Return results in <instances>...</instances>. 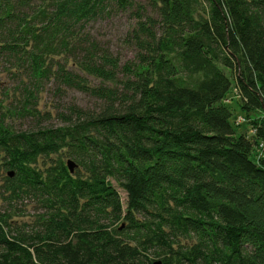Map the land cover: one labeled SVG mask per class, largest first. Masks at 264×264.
I'll use <instances>...</instances> for the list:
<instances>
[{
  "label": "trees",
  "instance_id": "16d2710c",
  "mask_svg": "<svg viewBox=\"0 0 264 264\" xmlns=\"http://www.w3.org/2000/svg\"><path fill=\"white\" fill-rule=\"evenodd\" d=\"M111 5L124 61L85 32ZM0 67V264H264V0H0ZM49 85L98 109L16 131Z\"/></svg>",
  "mask_w": 264,
  "mask_h": 264
},
{
  "label": "rangeland",
  "instance_id": "374dc122",
  "mask_svg": "<svg viewBox=\"0 0 264 264\" xmlns=\"http://www.w3.org/2000/svg\"><path fill=\"white\" fill-rule=\"evenodd\" d=\"M143 2V0H136ZM150 14V13H149ZM134 18L131 12L119 11L116 5H111L108 9L96 19L92 20L85 27V32L88 33L90 39L95 41L101 48L109 50L115 56H118L122 61L130 59L133 56V50L127 45V35L134 25ZM227 75L229 72L227 71ZM93 82L92 80H90ZM97 84V83H93ZM11 86L6 72L0 67V94L5 88ZM55 89V88H54ZM52 85L47 86L46 91L41 95L38 102V109L41 113L48 112L50 114L49 120L39 121V123L32 118H25V120H15L12 122L16 131H28L36 126H58V120L55 115L66 110L70 105H76L82 109L94 111L98 109V102L82 93L74 90H65L63 95L59 98L54 95ZM224 104L230 107L233 111L232 123L239 134H244L247 137L251 136V127L247 125L245 116L240 110V99L237 92L233 89ZM259 114H252V117H257ZM251 157L253 160L258 161L264 159V143L258 144L252 152ZM115 188L119 193L123 209L125 208L126 195L117 187ZM18 205L17 210H22L23 216L20 217L21 222L31 219L32 206ZM5 206L0 203V211H3ZM26 215V216H25Z\"/></svg>",
  "mask_w": 264,
  "mask_h": 264
},
{
  "label": "water",
  "instance_id": "95a60500",
  "mask_svg": "<svg viewBox=\"0 0 264 264\" xmlns=\"http://www.w3.org/2000/svg\"><path fill=\"white\" fill-rule=\"evenodd\" d=\"M67 167H68L70 173H73L76 165L71 160H69L67 162ZM9 176L11 177L12 176V173H9ZM155 264H161V262H156Z\"/></svg>",
  "mask_w": 264,
  "mask_h": 264
}]
</instances>
